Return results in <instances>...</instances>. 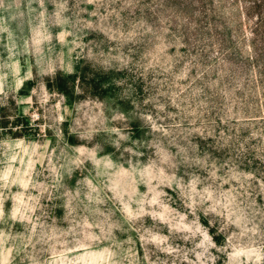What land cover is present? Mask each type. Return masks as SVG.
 Returning a JSON list of instances; mask_svg holds the SVG:
<instances>
[{
    "label": "rangeland",
    "instance_id": "1",
    "mask_svg": "<svg viewBox=\"0 0 264 264\" xmlns=\"http://www.w3.org/2000/svg\"><path fill=\"white\" fill-rule=\"evenodd\" d=\"M0 264H264V0H0Z\"/></svg>",
    "mask_w": 264,
    "mask_h": 264
},
{
    "label": "trees",
    "instance_id": "2",
    "mask_svg": "<svg viewBox=\"0 0 264 264\" xmlns=\"http://www.w3.org/2000/svg\"><path fill=\"white\" fill-rule=\"evenodd\" d=\"M110 74L114 75L115 72L114 71H110L109 72V76L107 77H101L102 79H98V76H95L91 79V81L89 82L91 84V87L95 90H97V88H104V92H107L106 88V83H109V79H110ZM85 74H84V70L81 68H78L75 72V74H69V75H62V74H58L55 76L54 80H53V85L54 87L61 91L62 93H64L65 95H67L69 98H74V92H75V83L77 80L81 81L82 83L84 82L85 79ZM113 78V77H111ZM99 92V91H98ZM103 94V91L102 93Z\"/></svg>",
    "mask_w": 264,
    "mask_h": 264
}]
</instances>
